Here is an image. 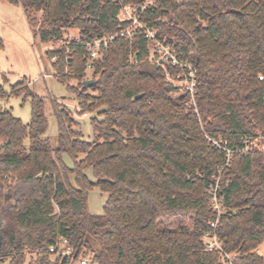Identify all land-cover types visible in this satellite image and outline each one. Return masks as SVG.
Returning a JSON list of instances; mask_svg holds the SVG:
<instances>
[{"label":"trees","instance_id":"1","mask_svg":"<svg viewBox=\"0 0 264 264\" xmlns=\"http://www.w3.org/2000/svg\"><path fill=\"white\" fill-rule=\"evenodd\" d=\"M4 1L23 8L40 43L51 46L48 59L58 58L54 78L95 115L86 141L72 111L50 96L53 147L43 98L25 81L9 92L0 85V100L30 104L27 124L0 104V264H68L47 253L60 238L72 261L91 256L93 264H264L255 252L264 243V153H234L225 167L211 141L238 150L245 139L264 138V0H155L144 14L196 70V108L166 83L141 36L112 42L87 78L83 45L120 25L113 0ZM69 31L83 44L72 47L65 72ZM89 80L96 83L86 89ZM221 170L215 233L229 261L203 241L216 220L207 190ZM94 189L106 195L101 215L88 211ZM35 251L45 253L27 260Z\"/></svg>","mask_w":264,"mask_h":264},{"label":"rangeland","instance_id":"2","mask_svg":"<svg viewBox=\"0 0 264 264\" xmlns=\"http://www.w3.org/2000/svg\"><path fill=\"white\" fill-rule=\"evenodd\" d=\"M40 16H38L39 19ZM34 28L28 21L23 8L14 6L0 0V85L9 92L10 86L16 85L20 81H25L29 88L44 100V110L48 122L45 137H48L53 147L57 146V123L50 104V96L63 101L64 105L72 111V116L81 127L83 139L91 141L93 133L89 124V119L95 113H85L80 111L77 103L72 100L74 96L67 93L65 87L57 79L50 77L51 61L46 52L51 49L50 45L40 43L35 35ZM67 33L77 34L75 31ZM59 45L52 47L58 48ZM48 77H43V75ZM87 78H91V70L87 73ZM70 86H76L77 81L71 80ZM4 110H8L12 115L20 119L24 124L30 120V104L28 101L22 102L21 98L8 97L0 100ZM86 114V116H84ZM27 144V141L25 142ZM64 162L71 167L72 162L64 156ZM86 175L91 177V171L86 170ZM106 195L101 194L97 189L88 195L87 207L89 213L101 215L102 207L105 203ZM255 252L264 258V243ZM26 256V259H29ZM91 263V256H86ZM57 259V257L54 256ZM68 264H79V260H68Z\"/></svg>","mask_w":264,"mask_h":264},{"label":"built area","instance_id":"3","mask_svg":"<svg viewBox=\"0 0 264 264\" xmlns=\"http://www.w3.org/2000/svg\"><path fill=\"white\" fill-rule=\"evenodd\" d=\"M119 6L118 21L120 25L115 33L104 35L94 38L93 40L85 43V56L87 59V71L92 69L93 63L100 57L101 52L105 50L116 39H124L132 41L135 37L141 36L149 42L152 59L155 60L163 69L166 83L175 86L184 93L188 94L191 103L196 108L195 94L197 87V74L194 67L184 60H180L176 54L171 50L170 46L166 44V37L162 39L159 36V31L144 22L142 19L147 10L155 6V0H145L141 4H127L123 0H113ZM83 44L78 34L66 33L61 42V47L64 50V64L65 72H67L69 65L72 62L71 50L74 46ZM57 57H53L51 62H56ZM54 78V73L49 75ZM48 77V75H43ZM260 79H262L260 77ZM81 111V110H80ZM86 116V114H84ZM212 143L221 149L225 155V167L230 164L231 158L234 153L243 152L246 153L251 150L264 153V138L255 137L253 139H245L243 141V147L238 150H232L227 147L225 141L211 140ZM220 171L219 176L215 179L214 184L207 190L210 195L211 207L216 215V220L211 222L210 226L213 230L212 233H207L203 236V241L206 244L208 250H217L229 261L228 255H223L220 243L218 241L215 231L217 230V224L219 217L224 212L223 199L218 195L220 177L222 174ZM44 251H35L33 253L27 252L28 255H42ZM47 253L51 256H55L60 260L72 259V249L68 246L67 241L60 238L51 246ZM87 257H83L79 260V264H88ZM230 264V263H229Z\"/></svg>","mask_w":264,"mask_h":264},{"label":"water","instance_id":"4","mask_svg":"<svg viewBox=\"0 0 264 264\" xmlns=\"http://www.w3.org/2000/svg\"><path fill=\"white\" fill-rule=\"evenodd\" d=\"M96 82L95 81H93V80H89V81H85L84 83H83V86H84V88H86V89H89L92 85H94ZM142 97V95H138V96H136L135 97V99H140Z\"/></svg>","mask_w":264,"mask_h":264}]
</instances>
